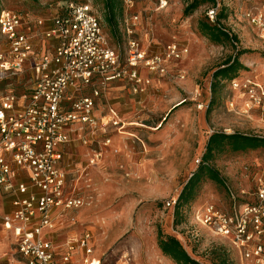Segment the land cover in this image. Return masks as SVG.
Returning <instances> with one entry per match:
<instances>
[{
	"label": "rangeland",
	"instance_id": "374dc122",
	"mask_svg": "<svg viewBox=\"0 0 264 264\" xmlns=\"http://www.w3.org/2000/svg\"><path fill=\"white\" fill-rule=\"evenodd\" d=\"M78 1L93 6L110 43L121 54L127 46L122 21L138 15V38L145 48L162 52L177 43L188 49V55L169 62L164 76L149 75L143 69L141 73L151 79V87L144 93L133 95L128 86L119 83L100 97L97 114L106 117L104 121L115 117L119 124L115 131L103 134L100 142L110 138L112 146L100 144L103 157L98 166L89 165V153L82 148L75 149L74 157L68 155L71 167L83 175L76 192L85 199L81 209L71 212L70 219L76 223L68 231L72 235L90 233L100 264H175L158 248L159 230L175 236L193 259L204 264H215L221 248L233 264H243L226 240L197 222L196 213L208 204L228 209L230 191L238 196L239 204L253 201L256 189L264 186V148L217 153L210 166L219 173L226 190L203 175L193 201L182 208L179 218L167 203L180 195L197 171V160L205 154L212 134L264 138L263 109L247 110L246 97L233 90L228 79L212 87L214 73L239 51L247 53L240 56L244 68L234 79L250 80L257 88L264 86V30L255 29L246 18V13L263 6L264 0H216L220 25L237 37L235 44L214 43L201 34V23H213L207 16L212 8L209 2L190 16H185L184 10L192 0H165L163 8L160 0L122 2L123 11L117 15L119 30L114 36L102 0ZM54 3L0 0L1 9L29 17L50 13ZM30 79L25 71L0 81V96L8 90L29 92ZM14 250L12 238L0 229V264H6Z\"/></svg>",
	"mask_w": 264,
	"mask_h": 264
},
{
	"label": "built area",
	"instance_id": "2783aa9c",
	"mask_svg": "<svg viewBox=\"0 0 264 264\" xmlns=\"http://www.w3.org/2000/svg\"><path fill=\"white\" fill-rule=\"evenodd\" d=\"M123 2L130 5L133 0ZM54 6L50 25L42 34L27 32L23 14L0 11V81L25 71L31 75L29 92L8 90L0 96V193L14 197L13 213L0 216V223L15 238L16 255L10 264H100L93 257L89 232L61 245L44 237L45 231L57 230L56 218L85 205L84 198L66 189L63 149L73 141L68 127L79 124L77 140L91 145L119 124L113 119L104 123L95 116L102 89L126 81L134 94L144 93L151 87L149 75H167L168 63L183 59L188 49L171 43L162 52L148 50L138 38L139 16L135 15L123 21L127 46L121 54L89 2L60 0ZM164 6L166 1L160 0V7ZM217 12V6L207 11L213 23ZM246 18L263 31L264 5L249 10ZM46 22L37 18L38 26ZM38 37L54 40L53 51L36 53ZM143 69L149 75H142ZM231 87L246 97L247 110H264V86L233 79ZM111 141L105 139L102 145L111 147ZM102 157L101 146L89 156V165L98 166ZM21 175L27 182L20 180ZM229 195L228 209L208 204L196 213L197 222L226 240L243 264H264V186L245 204H239L231 191ZM175 203L172 199L167 205Z\"/></svg>",
	"mask_w": 264,
	"mask_h": 264
},
{
	"label": "trees",
	"instance_id": "16d2710c",
	"mask_svg": "<svg viewBox=\"0 0 264 264\" xmlns=\"http://www.w3.org/2000/svg\"><path fill=\"white\" fill-rule=\"evenodd\" d=\"M33 3H39L40 0H31ZM60 0H55V3ZM105 6L106 21L108 28L117 36L119 30V24L117 20V15L123 11V1L122 0H102ZM209 2L212 7L216 6V0H192L187 4L184 15H192L201 4ZM54 3V4H55ZM0 6V11H1ZM18 12V11H17ZM21 13V12H19ZM22 14V13H21ZM220 11L217 15V20L215 23H210L209 21L201 23L200 31L203 36L208 38L214 43L229 42L233 44L237 42V37L230 34L226 29L220 25ZM123 22V21H122ZM247 53L246 51H239L235 57L229 58L223 64V68L218 69L214 75V83L212 87H215V83H218L222 79H228L232 81L235 78L239 69L244 68L239 62L241 55ZM258 148H264V138L252 137L248 135H243L239 133L226 134V133H214L210 136L205 154L201 159V163L198 165V169L192 174L189 181L186 183L180 195L176 198V203L174 205V214L179 218L182 208L185 205L191 203L195 197V190L198 187L202 176L207 174L208 178L223 186L225 188V183L221 179L219 173L215 171L211 166L210 162L213 160L215 155L225 150H230L231 152H245L247 150H254ZM230 197V195H229ZM229 198V203H230ZM179 222L177 221L176 224ZM157 245L162 254L172 260L175 264H204L198 260L193 259L182 243L172 235H164L161 230L158 231ZM215 264H233L226 250L221 248L219 251L217 262Z\"/></svg>",
	"mask_w": 264,
	"mask_h": 264
},
{
	"label": "crops",
	"instance_id": "0c3cea01",
	"mask_svg": "<svg viewBox=\"0 0 264 264\" xmlns=\"http://www.w3.org/2000/svg\"><path fill=\"white\" fill-rule=\"evenodd\" d=\"M53 14V10L50 12V13H47L46 12V15H43V16H33V17H29L27 15H24V21L25 23L27 24L25 26L27 32L29 33H32V34H38V33H43V30L46 29L47 27H49L50 25V17L52 16ZM40 17H43V18H46V23L44 24V26H38L37 24V18H40ZM55 44V41L54 40H47V39H44L42 37H38L36 40H35V52L36 53H40V54H45V53H50L53 51V46ZM143 75V74H142ZM145 76V75H144ZM147 76V75H146ZM125 84L126 86H128V91L135 95L132 90H131V87H130V84L126 81H120V82H115V83H112L110 85H108L107 88L105 89H102L101 90V96L103 95L104 92L106 91H109L112 87H114L115 85L117 84ZM90 90L89 91H86V94H90ZM100 99V98H99ZM97 99L96 100V108H95V116L96 118L99 120V121H102L104 123L108 122V121H104L106 119V117H103L99 114H97V107L100 105V100ZM110 120H117L115 117H111L109 118ZM109 120V121H110ZM119 122V121H118ZM80 125H71L68 127V131L70 132L71 136L73 137V141L71 143H69L68 145H66L63 149V159H62V166L64 168V170L67 172V192L69 194H72L73 191L76 192V189H77V186L79 184V182L81 181L83 175H78L79 174V171H75V169H73L71 167V158L69 157L70 155H73L75 149L77 148H82L86 151V153L90 156L93 154V152L95 150H98L101 146L100 144H102L100 142V140L102 139L103 136H100L96 139V141L94 143H91V145L89 146H84L80 143L79 140H77V128L79 127ZM117 129V127L113 128V127H109L107 129V131H115ZM103 142V141H102ZM97 145H99V148L96 147ZM69 155V156H68ZM80 155V154H79ZM78 155V156H79ZM71 170V171H70ZM73 170V171H72ZM20 180H22L23 182H27L25 176L21 175L20 177ZM77 193V192H76ZM13 201H14V197L13 195H5V194H1L0 193V216H3V215H10L13 213L14 211V206H13ZM70 214L71 212L65 214V216L62 218V219H58L56 218L55 221L57 222V230H53V231H45V235L44 237L46 239H49L50 241H52L55 245H61L63 243H65L67 240H75V239H78L80 238L84 233H86L87 231H83L82 233H79V234H76V235H72L68 229H70L73 225H75L76 221L74 220V222H72V218L70 219ZM60 221L62 223H60ZM0 229L6 233L7 235H9L12 240H13V245H15V238H14V235H13V232L12 231H9L7 230L3 224L0 223ZM65 233L64 236H62V234ZM16 255V249L14 250V254L11 255V257L9 259H7V263L6 264H10V262L13 261L14 257ZM93 257L96 259V260H100L99 257H97L95 255V253L93 254Z\"/></svg>",
	"mask_w": 264,
	"mask_h": 264
}]
</instances>
